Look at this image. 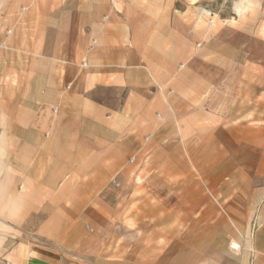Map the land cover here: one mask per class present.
<instances>
[{"label":"rangeland","instance_id":"1","mask_svg":"<svg viewBox=\"0 0 264 264\" xmlns=\"http://www.w3.org/2000/svg\"><path fill=\"white\" fill-rule=\"evenodd\" d=\"M48 1L0 0L2 114L28 105L21 96L30 91L25 84L34 81L30 66L39 44H47L48 53L55 50L56 42L34 40L36 33L52 28L63 33L66 27L62 64L87 63L85 79L106 83L108 62L97 60L99 51L115 43L110 38L115 17L132 11L138 16V8L160 34L138 42L150 50L146 72L157 93L149 99L146 118L133 121L131 143L122 136L127 122L111 120L119 148L113 164L108 153H100L103 161L94 174L78 154L76 177L93 173L104 182L92 186L99 206L94 201L97 218L87 223L93 230L85 228V244H17L48 240L22 232L20 222L0 209V219L10 226L0 228V264L11 261L21 246L29 254L39 248L42 255L81 264H129L130 259L132 264H214L221 247L230 244H239L229 251L235 255L250 248L247 264H256L264 253V0H64L53 10ZM111 91L101 94L115 98L118 111L125 90ZM139 107L132 106L133 115ZM100 127L107 130L108 123L103 120ZM17 145L4 117L0 146L8 151L7 165ZM12 167L0 169L5 198L10 179L18 175Z\"/></svg>","mask_w":264,"mask_h":264},{"label":"crops","instance_id":"2","mask_svg":"<svg viewBox=\"0 0 264 264\" xmlns=\"http://www.w3.org/2000/svg\"><path fill=\"white\" fill-rule=\"evenodd\" d=\"M48 2L51 3L48 8L53 10L56 6L60 7L64 0ZM136 10H139L135 11L138 16H133L132 11L130 15L118 19L115 17V32L110 35L115 43L106 52L99 51L101 56L97 60L108 62L109 80L106 83L85 79L87 71L83 67L87 63L85 66L77 64L73 67L62 64V59L66 57L62 51L65 44L62 42L68 40L66 27L63 33L52 28L49 34L40 31L35 34L34 40L39 42L44 39L56 42L53 46L55 50L48 53L47 44H39L36 52L39 57L36 60L35 53V63L30 66L34 81L25 84L24 88L30 91L24 97L21 96L27 99L28 105L18 108L17 112L13 111L9 116L0 112V120H4V117L10 119L12 136L18 140L12 165L3 162V157L9 159L8 151L0 146V169L13 166L18 173L10 179L12 187L7 188L8 198L1 192L4 190H0V209L11 214L12 221L20 222L22 232L38 234L48 242L27 243L20 240L17 244H85V228L93 230L87 223L96 214L93 204L99 195L92 186L104 182L99 183L102 179L92 177L93 173L91 177L87 173L76 177L78 154H82L83 162L91 167L94 174L103 161L100 153H108L109 164H113L119 148L115 139V125L111 120L121 117L127 122L122 136L126 144L131 143L133 136H136L132 133L133 121L146 118L149 99L156 97L157 93V89L151 88L146 72L150 50L147 44L138 42L151 41L160 34L151 26L155 24L153 21L148 22L147 17L140 15L141 8ZM128 40L133 44L128 46ZM42 59L51 64H42ZM53 62L61 63L56 65ZM136 78L139 82H136ZM103 89L112 90L113 95L117 89L125 90L118 111L116 99L104 98L101 94ZM133 105L140 106L135 108V111L138 110L136 115H133ZM21 111H26L27 116L22 115ZM103 120L108 123V129L100 131ZM24 121L27 123L20 125ZM101 136L107 137L106 143L103 141L101 144ZM20 138L24 139L22 144ZM148 138L145 137V141ZM15 198L21 202H13ZM9 200L11 202L8 204ZM95 205L99 206V202ZM0 228L8 229L10 226L0 219ZM230 249L233 250L222 246L214 264H247L250 248L246 246V251L239 255L230 253ZM30 252L27 253L25 247L21 246L17 254H12L11 261L5 260L3 264H81L68 258L50 256V253L42 255L39 248ZM255 260L256 264H264V253ZM132 263L130 259L129 264Z\"/></svg>","mask_w":264,"mask_h":264},{"label":"built area","instance_id":"3","mask_svg":"<svg viewBox=\"0 0 264 264\" xmlns=\"http://www.w3.org/2000/svg\"><path fill=\"white\" fill-rule=\"evenodd\" d=\"M82 65L85 66L86 63H83ZM230 247H231L233 250H238V249H239V244H230Z\"/></svg>","mask_w":264,"mask_h":264}]
</instances>
